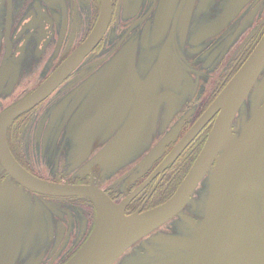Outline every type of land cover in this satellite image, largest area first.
<instances>
[{
	"label": "flooded vegetation",
	"instance_id": "obj_1",
	"mask_svg": "<svg viewBox=\"0 0 264 264\" xmlns=\"http://www.w3.org/2000/svg\"><path fill=\"white\" fill-rule=\"evenodd\" d=\"M103 2L109 15L96 44L40 100L3 122V144L32 175L97 187L131 214L167 201L200 153L218 112L197 123L264 34V0H0V118L86 42ZM263 100L264 68L225 143ZM123 130L129 157L95 158ZM215 161L167 222L186 225L149 232L113 264L137 259L157 244V232L190 235L182 215L201 220L204 205L190 200ZM6 184L20 189L34 221L9 264H65L94 228L92 199L28 189L0 158L1 190Z\"/></svg>",
	"mask_w": 264,
	"mask_h": 264
},
{
	"label": "water",
	"instance_id": "obj_2",
	"mask_svg": "<svg viewBox=\"0 0 264 264\" xmlns=\"http://www.w3.org/2000/svg\"><path fill=\"white\" fill-rule=\"evenodd\" d=\"M108 15L109 9L103 2L99 19L86 42L34 92L8 108L0 118V158L13 178L39 193L52 196L82 195L94 202V228L65 264H113L130 246L184 207L214 158L216 161L210 172L201 220L196 223L182 215L192 228H189L190 235L178 238L171 233L157 232V244L144 249L130 264H244L238 240L241 197L244 195L251 204L249 211L253 229L250 239H246V246L255 260L264 264V100L251 113L237 137L225 143L233 116L264 68V34L197 123L199 127L218 112L204 146L176 191L167 201L148 210L125 214L123 204L114 203L97 187L38 178L23 169L4 148L3 122L40 100L74 67L77 58L96 44ZM258 90H263V87ZM137 125L138 119L131 120L127 126H135L136 129ZM122 133L124 130L113 137L95 158L113 156L115 161L111 163L127 159L131 152L126 148L131 140L124 139ZM2 190L0 188V264H9L19 251L22 239L31 238L34 221L27 212V203L21 198L20 189L6 184ZM175 251L183 253L176 257Z\"/></svg>",
	"mask_w": 264,
	"mask_h": 264
},
{
	"label": "rangeland",
	"instance_id": "obj_3",
	"mask_svg": "<svg viewBox=\"0 0 264 264\" xmlns=\"http://www.w3.org/2000/svg\"><path fill=\"white\" fill-rule=\"evenodd\" d=\"M115 164L111 167L114 168ZM192 198L190 201H196L199 206L204 205V202L206 200V196L208 194V184L205 183V181L201 182V185L196 188ZM196 197V199H195ZM242 200V210H241V216H240V227L238 230V240L240 242V251L242 254V258L244 260V264H259L252 252L249 250V248L246 246V239H250L253 229H252V219L249 209L251 208V204L249 201V198H247L245 195L241 197ZM185 225L182 221H170L169 223H165L162 226L158 228V230H164L168 227L174 228L177 231H180V227ZM165 227V228H164Z\"/></svg>",
	"mask_w": 264,
	"mask_h": 264
}]
</instances>
